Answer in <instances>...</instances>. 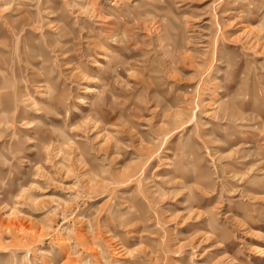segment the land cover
Masks as SVG:
<instances>
[{
  "label": "rangeland",
  "instance_id": "rangeland-1",
  "mask_svg": "<svg viewBox=\"0 0 264 264\" xmlns=\"http://www.w3.org/2000/svg\"><path fill=\"white\" fill-rule=\"evenodd\" d=\"M0 97V264H264V0H0Z\"/></svg>",
  "mask_w": 264,
  "mask_h": 264
},
{
  "label": "bare ground",
  "instance_id": "bare-ground-1",
  "mask_svg": "<svg viewBox=\"0 0 264 264\" xmlns=\"http://www.w3.org/2000/svg\"><path fill=\"white\" fill-rule=\"evenodd\" d=\"M113 55L111 56V57H108V64H107V69H110V70H114L115 69V65L114 66H112L113 65ZM107 58V57H106ZM115 64H116V62H115ZM40 85H41V87L42 88H46V91H45V94H47V95H49L50 96V94H51V90L49 89V88H54L55 89V84H54V82L51 80V77H50V75H47L46 77H42V78H40V79H37L36 80ZM48 88V89H47ZM44 92V91H43ZM48 96V97H49ZM63 96V95H62ZM61 96V97H62ZM45 98L47 97L46 95L44 96ZM59 97V96H58ZM56 99H59V98H56ZM2 100V98L0 97V101ZM50 100V99H49ZM48 100V101H49ZM51 100H53V99H51ZM50 100V101H51ZM50 101H49V103H46L45 101L43 102V108H50V107H54V104L53 103H50ZM56 104V103H55ZM2 111H4V113H3V116H4V118H5V121H8V117H7V109H5V110H2Z\"/></svg>",
  "mask_w": 264,
  "mask_h": 264
}]
</instances>
